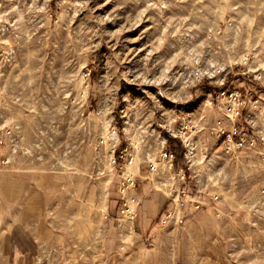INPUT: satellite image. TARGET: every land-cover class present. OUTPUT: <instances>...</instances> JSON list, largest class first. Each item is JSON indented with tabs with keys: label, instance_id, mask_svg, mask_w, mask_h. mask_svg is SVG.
<instances>
[{
	"label": "rangeland",
	"instance_id": "rangeland-1",
	"mask_svg": "<svg viewBox=\"0 0 264 264\" xmlns=\"http://www.w3.org/2000/svg\"><path fill=\"white\" fill-rule=\"evenodd\" d=\"M232 81L264 92V0H0V264H264V166L213 132ZM239 123L264 150V102Z\"/></svg>",
	"mask_w": 264,
	"mask_h": 264
},
{
	"label": "built area",
	"instance_id": "built-area-1",
	"mask_svg": "<svg viewBox=\"0 0 264 264\" xmlns=\"http://www.w3.org/2000/svg\"><path fill=\"white\" fill-rule=\"evenodd\" d=\"M202 77L199 79L201 82ZM215 94V108L221 113V116L216 121L213 129L216 139L220 143H224L229 148L236 149V151H252L259 155V159L264 166V150H261L260 142L262 140L249 129H243L239 123L244 116L248 114L250 108L257 109L264 102V92L253 89H245L241 91L234 86L233 81L225 89H219L214 91ZM214 101H212L213 103ZM189 127L182 126L180 129V136L187 135ZM11 135V131L5 133V136ZM2 137H0V143ZM181 155L185 161V165H178L177 177L180 181L186 182V168L191 165V160L195 157L197 151V145L195 141H184L181 139ZM167 146L163 147L159 153V159L162 163H168L171 165V169H175L176 158L178 152L173 146V142L166 141ZM116 156V155H115ZM127 149L120 151L118 158L115 159V163L118 166L119 172L117 180V194H118V221L131 220L135 221L137 218V209L141 204V201L135 192L137 191L138 177L135 174V160L133 157L126 159ZM10 160H7V163ZM156 166L151 164V171L155 170ZM261 193L264 194V188L261 189ZM179 195L187 196L185 188L180 189ZM187 203L190 201H186ZM191 204L195 209L201 208V201H192ZM175 216V212L169 209L162 218V223L166 224L172 220Z\"/></svg>",
	"mask_w": 264,
	"mask_h": 264
},
{
	"label": "trees",
	"instance_id": "trees-1",
	"mask_svg": "<svg viewBox=\"0 0 264 264\" xmlns=\"http://www.w3.org/2000/svg\"><path fill=\"white\" fill-rule=\"evenodd\" d=\"M170 140L173 142V144H176L178 148H181L182 144L180 141L174 139H170ZM182 160H183L182 155H178V157L176 158V163L179 165L182 162Z\"/></svg>",
	"mask_w": 264,
	"mask_h": 264
},
{
	"label": "crops",
	"instance_id": "crops-1",
	"mask_svg": "<svg viewBox=\"0 0 264 264\" xmlns=\"http://www.w3.org/2000/svg\"><path fill=\"white\" fill-rule=\"evenodd\" d=\"M180 164H182V166L185 165V161L182 160V162H181ZM139 228H140V230H141L143 233L146 232V229H145V226H144L143 221H141V223H140V225H139Z\"/></svg>",
	"mask_w": 264,
	"mask_h": 264
},
{
	"label": "bare ground",
	"instance_id": "bare-ground-1",
	"mask_svg": "<svg viewBox=\"0 0 264 264\" xmlns=\"http://www.w3.org/2000/svg\"><path fill=\"white\" fill-rule=\"evenodd\" d=\"M114 137V139H116L117 140V138H118V136H117V133L116 132H114L113 134H112V138ZM169 168H171V165L169 164ZM168 168V169H169Z\"/></svg>",
	"mask_w": 264,
	"mask_h": 264
}]
</instances>
